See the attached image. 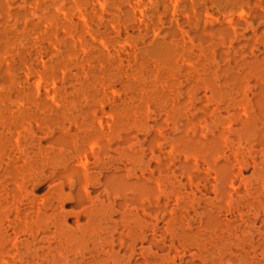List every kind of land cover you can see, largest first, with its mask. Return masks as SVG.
<instances>
[{"label": "rangeland", "instance_id": "374dc122", "mask_svg": "<svg viewBox=\"0 0 264 264\" xmlns=\"http://www.w3.org/2000/svg\"><path fill=\"white\" fill-rule=\"evenodd\" d=\"M0 264H264V0H0Z\"/></svg>", "mask_w": 264, "mask_h": 264}]
</instances>
